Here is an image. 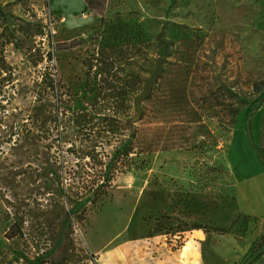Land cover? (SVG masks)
<instances>
[{"label": "rangeland", "instance_id": "374dc122", "mask_svg": "<svg viewBox=\"0 0 264 264\" xmlns=\"http://www.w3.org/2000/svg\"><path fill=\"white\" fill-rule=\"evenodd\" d=\"M49 1L0 0V264L247 261L264 183L244 215L227 159L240 126L264 156V101L244 122L264 91V0H105L41 40ZM132 134V164L107 183Z\"/></svg>", "mask_w": 264, "mask_h": 264}, {"label": "crops", "instance_id": "0c3cea01", "mask_svg": "<svg viewBox=\"0 0 264 264\" xmlns=\"http://www.w3.org/2000/svg\"><path fill=\"white\" fill-rule=\"evenodd\" d=\"M54 0L49 1V9L54 13L58 14V16H62L64 18V27L70 25L77 24V21L87 20V12L89 11L84 0H78L81 3V8L79 11L75 12L72 10L70 4L62 3L65 0H58L61 2L56 7V10L53 9L52 2ZM82 14L83 18H75L76 15ZM228 166L235 171L238 176V181L235 185V198L239 211L244 215H254L256 213L248 211L249 209H244L241 206L242 200L244 199L247 192L252 194V189H258L259 183H264V164L259 159L257 154H255L253 147L250 144V141L243 130V128L238 127V130L233 133L229 144H228Z\"/></svg>", "mask_w": 264, "mask_h": 264}, {"label": "trees", "instance_id": "16d2710c", "mask_svg": "<svg viewBox=\"0 0 264 264\" xmlns=\"http://www.w3.org/2000/svg\"><path fill=\"white\" fill-rule=\"evenodd\" d=\"M84 2L86 3L87 7L89 10H96L98 7L102 8V3L105 2V0H98V2H94L93 0H84ZM175 3V0H171V4L170 6H172V4ZM101 14V13H99ZM264 101V91L261 93V95L258 97L257 100H255L254 102H252L251 104H246V112L244 115V122H245V128H247L249 126V120L250 117L252 116L253 112L258 108L259 105H261V103ZM245 103V102H244ZM238 110H234L233 112V117L236 116L238 114ZM141 114V112H139L138 114V118L139 120H141V118L139 117ZM134 137V134L131 135V138L128 139L121 147H119L118 149H116L114 151V153L112 154V157L110 159V161L106 164L105 166V170H104V179L105 181L108 183L112 180L113 177V172L117 169H121V168H127L129 165L132 164V159L130 158L131 154L134 151V147H133V142H132V138ZM250 141L251 144L254 148L255 153L257 154V156L259 157V159L263 162L264 164V156L261 153V151L255 146V144L253 143L251 137H250ZM167 147V143H163V144H158L156 146H154L153 148H150L149 150H146L145 152H142L143 154H149L152 153L154 150L156 149H160V150H166ZM138 155V154H137ZM143 162H140V165H142ZM264 255V236L262 238V242L259 245L258 249L256 251H254L250 258L245 261L242 264H254L256 263L262 256Z\"/></svg>", "mask_w": 264, "mask_h": 264}, {"label": "water", "instance_id": "95a60500", "mask_svg": "<svg viewBox=\"0 0 264 264\" xmlns=\"http://www.w3.org/2000/svg\"><path fill=\"white\" fill-rule=\"evenodd\" d=\"M166 61L167 60L163 57H159L155 60V67L150 72L149 77L145 79L142 92L140 94H138L134 100L135 108H136V111L138 112V114H139L140 105L142 104V102L146 101L149 98L150 93H151V89L155 85L158 76L162 72L163 64ZM247 132L249 133V127L247 128Z\"/></svg>", "mask_w": 264, "mask_h": 264}, {"label": "built area", "instance_id": "2783aa9c", "mask_svg": "<svg viewBox=\"0 0 264 264\" xmlns=\"http://www.w3.org/2000/svg\"><path fill=\"white\" fill-rule=\"evenodd\" d=\"M57 18V21H53L54 18L52 16V12H46L44 13V26H43V31L44 33L41 34V37H39L41 40H47L50 36V34L53 32V26L54 24L57 23H63L64 22V18L63 17H59V16H55Z\"/></svg>", "mask_w": 264, "mask_h": 264}, {"label": "bare ground", "instance_id": "6f19581e", "mask_svg": "<svg viewBox=\"0 0 264 264\" xmlns=\"http://www.w3.org/2000/svg\"><path fill=\"white\" fill-rule=\"evenodd\" d=\"M238 130V129H237Z\"/></svg>", "mask_w": 264, "mask_h": 264}]
</instances>
